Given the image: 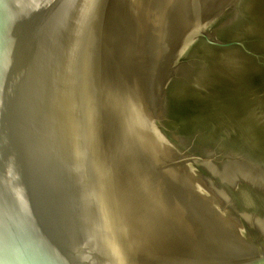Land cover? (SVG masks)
<instances>
[{
  "label": "water",
  "instance_id": "obj_1",
  "mask_svg": "<svg viewBox=\"0 0 264 264\" xmlns=\"http://www.w3.org/2000/svg\"><path fill=\"white\" fill-rule=\"evenodd\" d=\"M229 3L0 0V264H264L263 207L212 193L161 115L192 125L264 89V16L217 37ZM204 40V83H175Z\"/></svg>",
  "mask_w": 264,
  "mask_h": 264
},
{
  "label": "rangeland",
  "instance_id": "obj_2",
  "mask_svg": "<svg viewBox=\"0 0 264 264\" xmlns=\"http://www.w3.org/2000/svg\"><path fill=\"white\" fill-rule=\"evenodd\" d=\"M228 6L230 8L227 9L230 10L226 12V20L221 24L222 31L217 37H222L228 31L238 36L243 33L245 37L248 30L257 29L256 22H259L261 18L259 14L264 16V0H233V3H229ZM216 35L217 33L213 31L212 36L216 38ZM247 38L249 41L254 38L251 46L254 49L257 48V51L251 52L258 56L255 60L264 65V51H261L264 49L263 37L249 35ZM205 43L204 40L198 45L189 61L182 64L178 72L181 79H175V83L176 80L191 83L190 85L193 84V86L194 83H204L196 77L201 79L208 68V63L197 57L200 55L201 46ZM241 50L240 46L234 47L229 53L232 59H238ZM260 76L259 82L264 84V72ZM250 91L247 103L229 106L231 109L223 115L217 111L202 113L192 125L185 122L182 114L177 116L171 103L166 100L163 101L161 115L167 118L169 113L173 112L171 116L175 121H166V126L172 131L170 133L173 140L181 150L195 153L196 156H202L209 161L208 169L199 164L195 165L199 173L206 177V184L212 193L224 194L223 196L230 198L243 211H258L253 208L263 207L264 210V146H255V143L258 140L257 126L262 127L264 124V89L254 87ZM243 174H248V178ZM216 215L218 217L215 218V223L218 228L223 223L220 215ZM261 216H264V211L261 212ZM243 222L245 224L244 220Z\"/></svg>",
  "mask_w": 264,
  "mask_h": 264
},
{
  "label": "bare ground",
  "instance_id": "obj_3",
  "mask_svg": "<svg viewBox=\"0 0 264 264\" xmlns=\"http://www.w3.org/2000/svg\"><path fill=\"white\" fill-rule=\"evenodd\" d=\"M244 171H246V169H244ZM244 175V174H243ZM246 178H248V174H245L244 175ZM200 200V199H199ZM210 213V212H209ZM192 216L195 218V214L193 213L192 214ZM205 216H206V213H205V215H204V213L203 212H201L200 213V215L198 216V215H196V220H198L199 219V225H201V224H204L205 222V224H209V222H207V218H205ZM200 217V218H199ZM207 217V216H206ZM206 220V221H205ZM231 224H232V222H231ZM262 250L264 251V247L262 248Z\"/></svg>",
  "mask_w": 264,
  "mask_h": 264
}]
</instances>
